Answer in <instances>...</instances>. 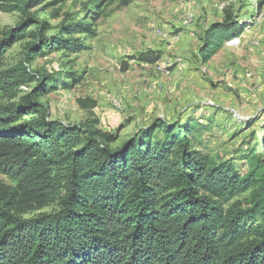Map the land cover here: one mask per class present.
<instances>
[{
	"label": "trees",
	"instance_id": "trees-1",
	"mask_svg": "<svg viewBox=\"0 0 264 264\" xmlns=\"http://www.w3.org/2000/svg\"><path fill=\"white\" fill-rule=\"evenodd\" d=\"M36 1L19 3L36 28L20 24L0 40V63L26 36L43 41L28 46L27 65L0 71V94L13 92L11 99L36 82L0 107V173L12 182H0V264H264V136L242 156L241 174L233 162L192 148L194 124L169 128L158 120L112 148L118 137L96 126L48 119L41 99L57 85L28 61L75 47L72 35L86 24H63L50 41L52 28L28 14ZM100 1L127 7L133 0ZM225 22L202 50L203 63L242 35L228 9ZM55 202L56 211L25 217Z\"/></svg>",
	"mask_w": 264,
	"mask_h": 264
},
{
	"label": "rangeland",
	"instance_id": "rangeland-1",
	"mask_svg": "<svg viewBox=\"0 0 264 264\" xmlns=\"http://www.w3.org/2000/svg\"><path fill=\"white\" fill-rule=\"evenodd\" d=\"M19 3L0 0V40L20 24L28 32L36 28L34 22H25ZM30 4L29 16L52 28L45 34L50 41L61 36L63 24H86L72 35L75 47L49 48L28 61L31 71L40 70L57 85L41 99L48 119L96 126L118 137L112 148L153 128L158 120L169 128L180 122L182 129L194 124L199 132L192 137V148L231 161L238 172L247 173L241 158L251 146L257 149L264 136V0H133L127 7L100 0ZM227 9L243 33L225 40L223 48L203 63L200 54L214 28L226 23ZM34 43L42 46L43 41L28 35L14 43L0 71L22 61L27 65L28 46ZM35 86L36 82L22 86L13 99V92L0 94V107ZM82 100L95 106L86 108ZM155 136L162 138V131H153ZM0 182L12 185L3 173ZM57 209L55 202L25 217Z\"/></svg>",
	"mask_w": 264,
	"mask_h": 264
}]
</instances>
